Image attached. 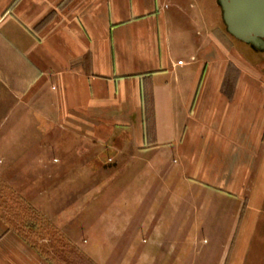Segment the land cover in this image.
Segmentation results:
<instances>
[{
  "label": "crops",
  "instance_id": "obj_1",
  "mask_svg": "<svg viewBox=\"0 0 264 264\" xmlns=\"http://www.w3.org/2000/svg\"><path fill=\"white\" fill-rule=\"evenodd\" d=\"M197 2L0 0V136L21 140L23 120H51L222 196L241 197L257 181L264 201V71L254 60L264 50L208 27ZM259 212L261 222L234 224L233 238L209 252L216 264H264ZM119 214H103L105 223ZM75 231L87 233V247L97 240ZM22 232L0 218V264H52ZM102 233L101 248L119 247ZM155 247L146 263L169 264ZM136 251L131 264H140ZM195 253L201 264L203 250Z\"/></svg>",
  "mask_w": 264,
  "mask_h": 264
},
{
  "label": "rangeland",
  "instance_id": "obj_2",
  "mask_svg": "<svg viewBox=\"0 0 264 264\" xmlns=\"http://www.w3.org/2000/svg\"><path fill=\"white\" fill-rule=\"evenodd\" d=\"M197 7L208 27L226 32L218 0H198ZM254 60L264 71V55ZM9 142L12 149L6 152ZM0 150V212L6 204L3 195L13 192L35 207L50 231L39 240L42 243L35 242L59 264H90L79 260L82 255L95 264L85 250L97 258L107 254L109 264H131L137 249L140 264H145L144 258L153 250L149 246L160 252L158 263L166 255L169 264L181 258L185 264H194L195 252L203 250L197 256L199 262L216 264L218 257L213 259L209 252L222 250L215 245L233 238L234 224L261 222L264 201L257 181L247 183L241 197L222 196L180 183L173 168L148 167V156L139 155L133 162L130 153H116L64 132L51 120H23L22 139L1 135ZM115 210L120 214L105 223L103 214ZM117 224L127 230L105 232L107 225L114 229ZM83 227L92 229L97 238L91 247L85 243L87 233L73 232ZM101 231L116 238L119 247L101 248ZM27 235L34 240L30 232Z\"/></svg>",
  "mask_w": 264,
  "mask_h": 264
},
{
  "label": "water",
  "instance_id": "obj_3",
  "mask_svg": "<svg viewBox=\"0 0 264 264\" xmlns=\"http://www.w3.org/2000/svg\"><path fill=\"white\" fill-rule=\"evenodd\" d=\"M227 31L264 50V0H218Z\"/></svg>",
  "mask_w": 264,
  "mask_h": 264
},
{
  "label": "trees",
  "instance_id": "obj_4",
  "mask_svg": "<svg viewBox=\"0 0 264 264\" xmlns=\"http://www.w3.org/2000/svg\"><path fill=\"white\" fill-rule=\"evenodd\" d=\"M13 192V191H12ZM5 198V209L4 212H0V218L4 221L5 224L12 227H19L23 229V236L27 235V232L32 234L34 240L30 238V235H27L25 238L30 242L31 245L37 247L35 241L41 239L42 237L48 235L50 231L48 230L49 224H46L45 221L42 220L40 212L27 200L23 199V197L15 192L8 193L7 195H3ZM15 219V222L13 221ZM47 226V227H46ZM53 229V228H52ZM54 230V229H53ZM56 233L58 230L55 228ZM19 232V230H17ZM56 235H60L57 233ZM43 250V248H42ZM76 252L77 249H74ZM45 251V250H44ZM42 252L43 256L49 260L52 264H59L55 261L51 255H47V253ZM77 253H80L79 251ZM88 261L90 264H93L89 261L85 256H81L79 260Z\"/></svg>",
  "mask_w": 264,
  "mask_h": 264
}]
</instances>
